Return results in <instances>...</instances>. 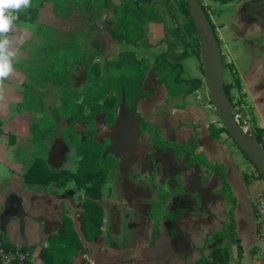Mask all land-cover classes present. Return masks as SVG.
Listing matches in <instances>:
<instances>
[{
	"label": "crops",
	"instance_id": "0c3cea01",
	"mask_svg": "<svg viewBox=\"0 0 264 264\" xmlns=\"http://www.w3.org/2000/svg\"><path fill=\"white\" fill-rule=\"evenodd\" d=\"M119 1L31 0V6L21 10L26 13L30 11L33 19L14 21L12 32L6 34L13 41V48L17 53L12 62L13 67H20V63H16L19 59H25L31 66L37 63L35 49L42 44V36L57 40L56 32L61 31L68 36L67 40L74 38L80 52L88 51L93 40L99 43L98 53L93 56L92 62L97 64L100 74L106 66L107 75L115 77L128 65H133L131 67L136 69L134 75H137L140 90L149 87L153 89L149 96L139 98L135 102L134 113L125 106L123 94L119 95L118 100V92L115 90H110L99 99L107 108L98 112L93 119L92 126L96 130L93 137L98 143H103L104 153L114 157L113 171L116 179V183H113L107 173L100 186V232L91 240L84 239L78 232L77 211L81 207L83 193L72 180L62 187H57L53 181L46 184L26 182L23 175L28 165L27 153L24 150H16L8 165L0 168V235L11 246L27 247L30 251V264H42L39 257L40 248L47 245L48 235L56 231L60 215L63 214L70 219L82 243V249L71 258L69 264H188L192 260L185 255L186 250L178 245L179 236L185 235L184 229H195L196 224H199L206 234L230 222L234 236L238 238L239 255L236 260H231L228 256L227 262L223 264H234L236 261L237 264H264V236L254 229L256 222L251 207L264 191V183L261 181L263 179L258 178L256 173L249 169L248 172H240L237 166L239 161L243 162V155L230 143L232 140L225 138L227 134L221 132L216 139L209 137L208 124L214 127H218V124L214 122L216 115L212 113L211 105L207 102V91L203 93L201 90L203 82L199 41L197 43L193 39V36L197 37V32H192L188 24L189 19L192 22L189 12L188 16L183 13L181 0L178 7L174 0H165V9L159 11L154 7L159 21L143 22V36L134 44H129L116 40L106 28L115 22L112 9ZM127 1L130 4L133 2ZM155 1L151 0L150 3ZM49 2H54L57 8L55 11L44 7V4ZM199 2L212 24L218 57L222 55L224 66L230 69V76L223 80V83L231 85L228 97L236 111L235 119L241 121L240 127L243 130L264 129V116L258 107L264 100V61L260 56H256L244 62L241 67L237 65L231 56L229 42L234 41L237 45L238 41L227 32L226 24L219 19L223 13L220 15L218 11V5H228L229 9L224 13L227 21H230L228 24L238 15L246 26L249 24L250 28L264 31V24L245 14L251 6L264 3V0ZM33 21L43 25L46 34H43L44 29L43 32L28 29L25 22ZM233 25L239 26V21ZM193 44H198V49ZM124 52L129 53V56L121 62L119 68L113 66L111 63ZM161 53H164L170 62L180 65V78H199V87L189 94L174 95L163 83H156L151 67L154 57ZM187 54L199 59V75L186 74L181 58ZM84 67L81 62L74 66L73 82L79 91L86 83ZM18 69H13L10 76H13L14 84L20 86L23 93L26 82ZM76 74H79V81ZM220 75L223 77V69ZM10 76L3 82H8ZM234 79L238 80L237 85ZM1 88L5 97L0 99V114H6L9 107L14 104L16 107L21 101L12 96L19 88L3 83ZM32 91L34 99L44 106L45 113L54 116L55 108L60 103L58 87L51 82H45L41 87L34 86ZM54 92L57 103L46 107L43 97ZM28 112L15 109L12 115L15 119ZM83 112L86 115L91 113L87 107H84ZM35 113L39 115V119L35 120L38 122L41 120V113ZM136 116L154 129L161 140L175 144H192L193 153L199 155L201 160L190 163L185 150L178 157L170 147L150 153L149 131L138 133L140 125ZM54 117H57L54 118L52 126L54 137L48 147L44 164L52 170L64 168L73 172L83 151L72 145L68 146L62 138V130L64 126L69 125V121ZM0 119V138L8 132L9 140L13 143H23L24 149L29 148L28 127L25 133L19 132L16 125H13V131L7 130V120L1 117ZM74 127L78 132L84 129L80 122H75ZM6 153L7 150L0 141V163ZM236 157L241 160H236ZM152 167H155L156 185L146 186L149 182L143 177L150 175ZM110 168L111 166L107 172ZM218 170L222 171L228 184L233 198L230 202H225L224 195L218 191ZM175 179L180 192L172 193ZM157 190L171 192L163 207L153 213L154 218L158 219L161 232L152 239L150 230L153 216L150 217L149 212L152 211L151 200L156 196ZM197 197L200 198L198 201ZM219 206L222 210L220 216L216 215ZM181 224L183 229L180 228ZM185 238L189 240L188 236Z\"/></svg>",
	"mask_w": 264,
	"mask_h": 264
},
{
	"label": "trees",
	"instance_id": "16d2710c",
	"mask_svg": "<svg viewBox=\"0 0 264 264\" xmlns=\"http://www.w3.org/2000/svg\"><path fill=\"white\" fill-rule=\"evenodd\" d=\"M150 2L151 0H133L130 4L127 0H120L112 9L115 22L109 26L107 25L106 28L116 40L134 44L143 36V22L159 21L158 13ZM180 6L183 13L188 16V8L184 0H181ZM28 13L30 14L29 16H26L25 10L14 13L18 17L15 21L33 19L30 11ZM206 18L208 19L207 15ZM188 24H190L192 32H195L190 19ZM210 25L212 27L211 23ZM98 46L99 43L93 40L89 45L88 51L80 52L75 45L74 38L60 41L48 37L47 40H43L42 44L35 49L37 63H33L32 66L27 68V83H24L22 99L17 104L18 109L33 110L41 113L40 121H34L28 125L31 150L27 156L28 165L23 175L24 180L41 184L53 181L57 187H62L67 181L72 180L74 185L81 189L83 193L80 203L81 207L77 211L79 216L78 231L86 240L93 239L100 232L102 215V207L98 201L100 186L106 178L109 161L115 160L109 153H104L103 143H98L93 137L96 132L92 126L93 119L98 112L105 111L107 108L106 104L99 102V99H102L105 93L110 90H115L118 92V100L119 95L123 94L125 106L129 108L131 113H134L135 102L139 98L149 96L153 92L151 87L140 90L138 79H136L137 75H134L136 74V69L131 67L133 65H128L125 70H119L121 74L118 72L119 74L117 73L115 77L107 75L106 66L100 74L97 64L92 62L93 56L98 53ZM128 56L129 53L127 52L120 53L117 60L111 64L119 68L121 62ZM79 62L84 63L86 74V83L80 91L79 88H75L73 82L75 77L74 66ZM151 68L155 82L163 83L171 94H189L200 85L199 78H180V65L170 62L164 53L154 57ZM45 82H51L58 87L60 103L55 108L54 116L69 121V125L64 126L62 130V138L68 146L72 145L77 150L83 151L82 157L77 161L76 170L73 172L64 168L52 170L44 164L48 147L54 137L53 120L57 117L51 116L47 112L45 113L42 103L34 99L32 89L34 86L41 87ZM234 83L237 85L238 80L234 79ZM230 87V84L223 83L227 98H229L228 91ZM84 107L91 111L89 115L84 114ZM136 118L141 125L138 128V133L144 130L149 131L151 140L150 153L159 152L166 147H170L178 157L185 150L188 153L190 163L201 160L199 155L193 153L192 144H175L171 141L161 140L157 132L147 125L145 121L139 116H136ZM75 122L82 124L84 128L82 132L76 131ZM1 124L2 121L0 119V132ZM238 124L241 125L240 123ZM207 129L209 137L212 139H216L221 132L226 134L222 126L214 127L212 124H208ZM254 131L259 132L261 130L255 129ZM90 148L91 150L96 148V154L90 153ZM242 155L246 158L243 153ZM152 172H155V167H152ZM256 172L257 176L262 179L259 172L257 170ZM216 174L219 184L218 190L224 195L226 202H230L233 198L222 171L218 170ZM174 178L175 175L173 176ZM175 182L174 187H172L174 188L172 193L180 192V188L177 186V179H175ZM157 191L158 193H156L152 202V211L149 212L150 217L153 216L154 230L158 226V220L154 218L153 213H155L157 205L163 203L171 192V190ZM225 226L229 230L232 225L229 222ZM220 235L223 238L225 234L220 233ZM4 246L11 247L7 242L4 243ZM81 249L82 243L78 232L73 228L70 219L61 214L58 228L54 233L48 235L47 245L40 248L39 257L42 264H69L71 258ZM209 254L211 258L204 264H223L228 260L226 252L218 246L212 248ZM192 264L198 263L193 262ZM234 264H237V261Z\"/></svg>",
	"mask_w": 264,
	"mask_h": 264
},
{
	"label": "rangeland",
	"instance_id": "374dc122",
	"mask_svg": "<svg viewBox=\"0 0 264 264\" xmlns=\"http://www.w3.org/2000/svg\"><path fill=\"white\" fill-rule=\"evenodd\" d=\"M173 2V0H172ZM176 6L178 7V2L179 0H174ZM153 6L158 9L159 11L165 9L167 6L165 0H156L154 3H152ZM49 7L50 9H52L53 11H55L57 8L54 5V2H49L48 4H44V7ZM56 8V9H55ZM229 9L228 5H218V11L220 12L221 16L219 19L221 20V22H223L224 24H226V29L227 32L233 36L234 38H236V40L238 41V44H234V41H230L229 42V49L231 51V56L236 60V63L239 67H241L242 65H244V62H247L248 60H250L252 57H256V56H260L261 60L264 61V31L258 28H250L249 24L246 26V24H244V22H242V20H240V18L238 17V15H235V19L233 21H231L233 24H235L237 21H239V26H235L232 23H230V21H227V18L225 16V12H227ZM22 11V10H21ZM30 14L27 12L26 16H29ZM25 25H27L28 29H31L35 32H39L42 30L43 32V25L37 23V22H25ZM63 33V32H62ZM61 31L56 32V36H57V40L63 41V40H67L68 36L65 34H62ZM43 34H46V30L44 29ZM53 34V33H52ZM50 36H55V35H50ZM215 37V36H214ZM43 40H47V38H45L44 36H42ZM194 41H197L198 43V39L196 36H193ZM42 40V41H43ZM195 46L196 49H198V44H193ZM184 68H185V72L188 75H199L200 74V70L197 66V61L199 60L197 57H194L193 55H185L183 58H181ZM20 63V67H16L14 66L13 69H17L21 71L22 73V79L23 81H25L27 83V67L31 66V64L26 63L25 59H19L17 60L16 63ZM25 63L27 65H25ZM23 65H25L24 67V71L22 70ZM219 66H220V71L222 72L223 69V77L220 75L219 76V81H221L223 83V80H227L228 77L230 76V69L226 66H224L223 64V57L221 55V57L219 58ZM224 66V67H223ZM85 70V67H84ZM76 79H78L79 81V74H76ZM15 79L13 78V76L9 77V81L8 82H2L3 85H10L11 86H15L18 89V91H16L14 93V95H12L13 97H15L17 100H21L22 99V88L20 86H18L17 84H14ZM202 82L203 84L201 85V90L203 91V93H205V84H204V79H203V75H202ZM264 84V83H262ZM10 88V86H8ZM46 87H53L50 85H46ZM2 89H0V99H4L5 97V93L2 92ZM55 93V92H54ZM51 93L49 95H46L43 97V103L46 107H50L52 105H55L57 103L55 95L56 93ZM10 95V94H9ZM208 99V103L211 105L209 98ZM227 101L231 104V100L230 98H227ZM36 100V99H35ZM261 104H258V107L260 108V110L262 111V114L264 116V100L261 101ZM233 106V104H231ZM212 108V113H215V123L218 124V126H221L220 120L218 115L216 114L215 110L213 109V106L211 105ZM18 109L17 104L15 107V104L13 107H9V109H7L6 114H0V117L3 119H6V125H5V129L7 130H11L13 131V125H16L19 132L25 133L29 123H31L32 121L34 122L35 120L39 119V115L35 113V111L33 110H28V113H23L20 114L19 116H17L15 119L13 117V113L14 110ZM235 118V117H234ZM236 121L238 123L241 124V121L239 119L236 118ZM8 132H5L1 138L0 141L1 143L4 145L5 149L7 150V153L5 154V156H3L2 158V162L0 163V168H2V166H6L8 165L9 159L14 158V154L16 150L19 151H25L28 153L31 150L30 147V143L27 144V146L29 148H25L23 147V143H13L12 140H9L8 138ZM29 135V133H28ZM226 139H230L228 136L225 137ZM231 140V139H230ZM29 141V139H28ZM230 143H232V145L236 148V150L241 153V151L236 147V145H234V143L231 141ZM21 146V147H19ZM234 148V149H235ZM97 149L94 148L91 150L90 148V153H95L96 154ZM74 154V153H73ZM242 154V153H241ZM243 157V162L238 164V169H240V172H248V169L255 172L257 175V172L254 168V166L244 157ZM27 158V157H26ZM28 160V158H27ZM236 160H241L239 158L236 157ZM4 163V164H3ZM114 164H115V160H110L109 161V166L108 168L111 166L110 170L107 172L109 174V180L112 181L113 183H116V179H114L115 177V173L113 171L114 169ZM154 176H155V172L150 173V175L143 177L145 180H147L149 183L146 184V186H148V184H155L156 182L154 181ZM142 177V176H139ZM258 177V176H257ZM150 178V180H148ZM259 178V177H258ZM145 180H142L145 182ZM263 183L264 181L261 180ZM156 185V184H155ZM219 186V184H218ZM218 188V187H217ZM219 189V188H218ZM169 191V190H168ZM219 191V190H218ZM158 193V191H157ZM259 196L261 197L260 200L256 201V204H251L252 207V212L254 215V221L256 222L254 225V229L255 231L259 234L262 233L261 236H264V191H262ZM100 198V196H99ZM132 198V197H131ZM130 198V199H131ZM155 198V196L153 197ZM118 199V198H117ZM115 198V200H117ZM200 198L197 197V201ZM154 199L151 200V203L153 202ZM224 201L225 197H224ZM163 203L158 204L157 205V209H161L163 207ZM225 204V203H223ZM223 204L221 205V207L223 206ZM227 204V203H226ZM152 207V205H151ZM220 206L217 208L216 210V215L220 216L222 213V210H220L221 208ZM155 214V213H154ZM157 219V218H156ZM158 220V219H157ZM159 223V222H158ZM229 223V222H228ZM227 223H224L222 226H219L217 228H214L213 231H210L209 233L205 234L204 228L200 227L199 224H196L195 229H191L188 230L189 228L184 229V233L185 235H180L179 236V240H178V245L181 249H185L187 252V255L190 260H192V262H188V264H192L193 262H197L198 264H204L205 262L210 260V250L212 248H214L215 246H218L219 248L223 249L226 254L229 256V258L231 260H236L237 259V255H238V248L239 245L237 244V239L234 236V232L232 227H230L229 230L226 229V225ZM180 228L183 229V224L180 225ZM153 229V224L150 230V237L152 239H154L160 232H161V228H159L158 226L156 227V229ZM77 231V230H76ZM79 232V231H78ZM220 233H224L225 237L223 236V238L221 237ZM185 236L189 238V240L187 241ZM195 249H194V247ZM183 252V253H184ZM196 259V260H194Z\"/></svg>",
	"mask_w": 264,
	"mask_h": 264
},
{
	"label": "water",
	"instance_id": "95a60500",
	"mask_svg": "<svg viewBox=\"0 0 264 264\" xmlns=\"http://www.w3.org/2000/svg\"><path fill=\"white\" fill-rule=\"evenodd\" d=\"M184 1L197 32L201 70L210 103L218 115L221 126L224 128L228 137L246 156L264 181V152L256 139L245 133L234 118L236 111L226 99L223 83L219 81V77L212 72L209 63V54L212 47H214L215 50L216 47L215 37L210 22L206 18V14L199 0ZM81 77L84 78V75Z\"/></svg>",
	"mask_w": 264,
	"mask_h": 264
},
{
	"label": "clouds",
	"instance_id": "9594fccd",
	"mask_svg": "<svg viewBox=\"0 0 264 264\" xmlns=\"http://www.w3.org/2000/svg\"><path fill=\"white\" fill-rule=\"evenodd\" d=\"M31 6V0H0V87L5 78L13 72L16 50L13 41L6 34L12 32L13 22L18 18L14 13Z\"/></svg>",
	"mask_w": 264,
	"mask_h": 264
},
{
	"label": "built area",
	"instance_id": "2783aa9c",
	"mask_svg": "<svg viewBox=\"0 0 264 264\" xmlns=\"http://www.w3.org/2000/svg\"><path fill=\"white\" fill-rule=\"evenodd\" d=\"M243 131L249 136L254 137L264 152V129L256 132L247 128ZM260 199L261 197L259 196L258 200ZM5 242L4 238L0 235V264H30V251L27 247H5Z\"/></svg>",
	"mask_w": 264,
	"mask_h": 264
},
{
	"label": "flooded vegetation",
	"instance_id": "af4514ba",
	"mask_svg": "<svg viewBox=\"0 0 264 264\" xmlns=\"http://www.w3.org/2000/svg\"><path fill=\"white\" fill-rule=\"evenodd\" d=\"M245 14H246V16H248L250 18L253 17L254 19H257L262 24H264V3L251 6L250 9H248V11H245ZM139 125H140V123H139Z\"/></svg>",
	"mask_w": 264,
	"mask_h": 264
},
{
	"label": "bare ground",
	"instance_id": "6f19581e",
	"mask_svg": "<svg viewBox=\"0 0 264 264\" xmlns=\"http://www.w3.org/2000/svg\"><path fill=\"white\" fill-rule=\"evenodd\" d=\"M209 63H210V66L212 68V72L217 77H219L220 76V66H219L216 50L214 47H212V50L210 51V54H209Z\"/></svg>",
	"mask_w": 264,
	"mask_h": 264
}]
</instances>
